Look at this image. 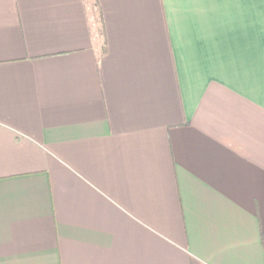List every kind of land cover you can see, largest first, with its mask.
<instances>
[{"label":"crops","instance_id":"crops-1","mask_svg":"<svg viewBox=\"0 0 264 264\" xmlns=\"http://www.w3.org/2000/svg\"><path fill=\"white\" fill-rule=\"evenodd\" d=\"M0 264H264V0H0Z\"/></svg>","mask_w":264,"mask_h":264},{"label":"trees","instance_id":"trees-1","mask_svg":"<svg viewBox=\"0 0 264 264\" xmlns=\"http://www.w3.org/2000/svg\"><path fill=\"white\" fill-rule=\"evenodd\" d=\"M96 6L98 7V5L96 4ZM100 21V20H99ZM102 52H104V49H102Z\"/></svg>","mask_w":264,"mask_h":264}]
</instances>
